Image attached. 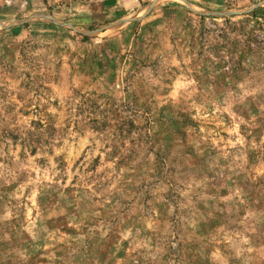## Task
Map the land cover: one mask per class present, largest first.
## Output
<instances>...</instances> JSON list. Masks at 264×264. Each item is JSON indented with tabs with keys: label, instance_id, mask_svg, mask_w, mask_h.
<instances>
[{
	"label": "rangeland",
	"instance_id": "374dc122",
	"mask_svg": "<svg viewBox=\"0 0 264 264\" xmlns=\"http://www.w3.org/2000/svg\"><path fill=\"white\" fill-rule=\"evenodd\" d=\"M0 264H264V0H0Z\"/></svg>",
	"mask_w": 264,
	"mask_h": 264
}]
</instances>
